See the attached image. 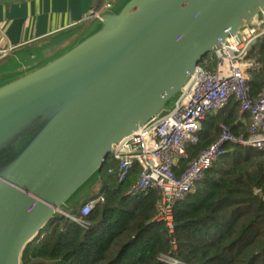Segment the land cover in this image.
<instances>
[{
    "label": "water",
    "instance_id": "95a60500",
    "mask_svg": "<svg viewBox=\"0 0 264 264\" xmlns=\"http://www.w3.org/2000/svg\"><path fill=\"white\" fill-rule=\"evenodd\" d=\"M260 23L264 0H96L0 76V264H23L52 221L98 198L112 153L172 114L203 61Z\"/></svg>",
    "mask_w": 264,
    "mask_h": 264
},
{
    "label": "trees",
    "instance_id": "16d2710c",
    "mask_svg": "<svg viewBox=\"0 0 264 264\" xmlns=\"http://www.w3.org/2000/svg\"><path fill=\"white\" fill-rule=\"evenodd\" d=\"M261 64L249 73L252 101L264 92V39L249 55ZM240 104L231 101L223 113L202 123L199 143L174 169L180 176L227 126L235 135L248 134L250 120L238 122ZM102 174L105 201L83 218L52 221L29 246L23 264H264V150L228 148L205 174L195 193L175 207V231L154 221L158 190L128 196L141 175L138 165L124 182L118 164ZM80 218V208L71 213Z\"/></svg>",
    "mask_w": 264,
    "mask_h": 264
},
{
    "label": "built area",
    "instance_id": "2783aa9c",
    "mask_svg": "<svg viewBox=\"0 0 264 264\" xmlns=\"http://www.w3.org/2000/svg\"><path fill=\"white\" fill-rule=\"evenodd\" d=\"M263 39L264 23L242 36L228 39L199 66L172 114L126 140L110 156L118 164L120 182L128 178L136 165L141 169L140 178L128 196L158 190L160 200L154 221L165 224L171 234L175 231V207L196 192L206 172L228 153L229 147L264 150V92L252 101L247 84L249 73L262 67L257 58L249 55ZM8 53L9 49L0 50V59ZM233 100L240 104L238 122L250 120L247 136L235 135L223 126L219 139L178 176L174 169L187 157L188 147L199 143L202 123L210 114L223 113ZM105 169L112 171L109 161ZM104 201L100 195L86 202L80 208V218L72 216L71 219L86 226L83 218ZM171 264L181 262L173 259Z\"/></svg>",
    "mask_w": 264,
    "mask_h": 264
},
{
    "label": "crops",
    "instance_id": "0c3cea01",
    "mask_svg": "<svg viewBox=\"0 0 264 264\" xmlns=\"http://www.w3.org/2000/svg\"><path fill=\"white\" fill-rule=\"evenodd\" d=\"M95 3L96 0H0V50L9 49L10 55L31 47L28 53L1 63L0 76L22 68L29 55L39 52L37 48L43 41L81 21Z\"/></svg>",
    "mask_w": 264,
    "mask_h": 264
},
{
    "label": "rangeland",
    "instance_id": "374dc122",
    "mask_svg": "<svg viewBox=\"0 0 264 264\" xmlns=\"http://www.w3.org/2000/svg\"><path fill=\"white\" fill-rule=\"evenodd\" d=\"M111 164H112V158L109 159V165H111Z\"/></svg>",
    "mask_w": 264,
    "mask_h": 264
}]
</instances>
